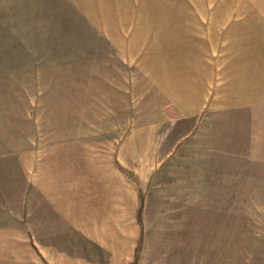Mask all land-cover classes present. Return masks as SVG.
I'll return each instance as SVG.
<instances>
[{
  "label": "rangeland",
  "instance_id": "374dc122",
  "mask_svg": "<svg viewBox=\"0 0 264 264\" xmlns=\"http://www.w3.org/2000/svg\"><path fill=\"white\" fill-rule=\"evenodd\" d=\"M158 3L96 33L0 0V264H264V163L211 109L264 97V0Z\"/></svg>",
  "mask_w": 264,
  "mask_h": 264
},
{
  "label": "crops",
  "instance_id": "0c3cea01",
  "mask_svg": "<svg viewBox=\"0 0 264 264\" xmlns=\"http://www.w3.org/2000/svg\"><path fill=\"white\" fill-rule=\"evenodd\" d=\"M160 1L17 0V8L39 11L43 16L79 18L81 24L89 27V32L122 33L129 31L128 18L153 16L151 11ZM232 97L229 102L211 108L217 114L215 151L251 163H264V97L258 100L257 92L249 89Z\"/></svg>",
  "mask_w": 264,
  "mask_h": 264
}]
</instances>
